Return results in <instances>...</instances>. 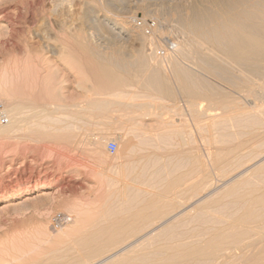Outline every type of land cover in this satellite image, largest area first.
Returning a JSON list of instances; mask_svg holds the SVG:
<instances>
[{
  "label": "bare ground",
  "instance_id": "obj_1",
  "mask_svg": "<svg viewBox=\"0 0 264 264\" xmlns=\"http://www.w3.org/2000/svg\"><path fill=\"white\" fill-rule=\"evenodd\" d=\"M10 1L0 0V46L17 32L12 17L15 6L3 7ZM73 1L55 0L46 10L29 37L31 45L37 44L36 52L29 53L22 63L16 57L4 68L1 65L0 94L9 122L0 125V137L71 142L75 117L91 122L94 115L122 107L128 117L115 122H129L132 133L128 140H120L123 144H134L138 132H154L151 135L166 140L176 138L172 140L176 148L167 152L173 159L172 167L160 168L163 177L150 176L154 183L160 182L157 178H166L165 185L150 184L155 187L151 193L126 182L129 175L131 181H143L147 173L144 166L135 174V160L133 166L120 168L114 181L123 184L122 197L106 202L107 196L106 211L95 216L98 223L91 230L93 237L80 239L85 253L92 256L114 245V240L105 236L163 219L169 208L188 205L182 200L191 194L182 196L183 192L195 194L208 183L212 187L213 173L228 176L229 171L247 165L245 171L251 176L246 173L245 178L242 173L244 177L235 179L234 175L224 191L201 195L188 209L160 221V226L138 244L118 249L101 263L264 264V157L254 162L264 152V0H78L82 6L76 11ZM16 75L25 80H17ZM26 78H37L36 83L32 81V85L28 82L33 79ZM71 78L84 95H66L70 89L66 82L72 83ZM22 80L32 85L27 88L31 89L27 95L30 92L32 96L22 94ZM105 94L128 100L109 99ZM151 137L148 134L149 144L154 139ZM146 140L143 136L136 141ZM198 143L204 149L195 146ZM139 157L160 156L150 153ZM184 159L189 161L188 169H184ZM251 160L254 166L245 163ZM211 162L215 167H209ZM193 174L206 181L187 184ZM105 177L101 175L102 180L111 181L110 175L109 180ZM33 186L42 192L54 189L51 182ZM169 193L173 200L168 199ZM189 210H196L195 216ZM192 217L201 229L193 235L178 232L177 228ZM59 230L52 229L53 233ZM181 235L185 238L178 237ZM250 236L253 239L247 240ZM186 237L196 238L188 241ZM62 257L64 262L68 256Z\"/></svg>",
  "mask_w": 264,
  "mask_h": 264
},
{
  "label": "rangeland",
  "instance_id": "obj_2",
  "mask_svg": "<svg viewBox=\"0 0 264 264\" xmlns=\"http://www.w3.org/2000/svg\"><path fill=\"white\" fill-rule=\"evenodd\" d=\"M11 1L7 4H4L3 7H5L6 5V7L15 6V9H13L14 11H12V13L14 14L12 15V17L17 32L14 34V36H12L13 38L10 36L11 41L0 46V66L3 65V68L5 64L13 63V59L15 60L16 57L18 61L20 60V63L24 62L29 53H34L38 50V48L36 47L37 44L31 45V39H29V37L32 36V31L37 28L46 10L51 7L55 0H20L21 2L19 0ZM74 5H77L74 7L75 11L79 10L82 6V2H78V0H76L74 2ZM15 10L17 12H15ZM1 69L2 66L0 67V70ZM16 76L13 78V80L17 77L19 78V75L17 77ZM21 78L17 80L20 81ZM22 79L25 80V78ZM30 79L33 78H29V80ZM34 79L30 80V82L28 83H31L32 81L33 84L34 81L36 83V80ZM71 79L70 80L73 84L70 83V81L66 82V86H70V89L68 90L70 92L67 91L66 95H72L73 97L84 95V91L75 85L77 84L75 83V78ZM10 80L12 81L11 83L14 86L12 78ZM19 81L17 83H19ZM21 83L23 85L21 89H24L21 90L23 92L22 94H24V96L26 95L25 97H27L28 95L32 96L30 92L27 95V92L31 91V89L28 90L27 88H31L33 84L31 83L32 85H27V81L23 80ZM19 88L20 87L17 88V92L21 93V91H18ZM105 96H107L109 99H117L121 101L128 100L126 97L124 99L123 97H116L115 94H105ZM127 117L128 116H125V111L122 107H116L113 112L107 114L94 115L91 117V122H87L86 120L80 121L78 117H75V120L77 121L75 122L74 120V124L76 125V127H74L76 135L74 134L71 142L62 141L52 143V141H44L43 139L37 140L35 138H32L30 140V138H25L23 136L11 138L0 137V264L5 260L8 261L4 262L3 264H37V262H39L38 264H40V262L42 263L43 261L44 263L42 264H56V262L57 264H61V262L63 264L67 262H69L67 264H78V260L81 261V263L79 262V264H86L88 262L89 264H99L105 257H108L112 253H115L116 251H118V249H127V247H130L131 245L138 244L141 239H144L142 238L144 237V235L160 226V221H165L170 216L179 213L181 209H188L190 205L194 204L197 198H199L201 195L210 192L211 194L209 195L213 196L214 194H216V192H222L224 191L223 188L226 189L233 177L236 176L235 179L240 178V176L244 177L247 173L245 171V169H248L247 165V168L244 167L243 169V166H245L243 165L242 168L240 166V169H237V171L236 169L229 171L228 176L227 173L223 174L225 177H221L222 174L217 175L216 173V175H214L215 173H213V178L211 177V180L212 182H215L213 183V185L216 184V187L213 185L211 187L210 183H208L207 185L204 184L195 194L189 191L185 193L183 192L181 194L182 196H189L191 194L189 198L182 200L185 201L186 204H188L187 206H185L186 208L171 207L164 213L165 216L162 217L163 219H158L156 220V222L153 220V222L145 224L141 229H134L129 232L123 231L121 232L122 234L119 233L120 235L117 234L116 236L115 234L111 236H105L106 238L109 237L113 239L114 245L110 246L111 248H106V251H103L102 253L94 256H92L91 254L89 255L88 252V256L86 254L87 251L86 253L84 251L86 249H84L85 247L82 246L81 241L84 237L86 238V236H89L87 237L88 239L93 237V232L91 230H94V227L98 223V219L95 220V216H100L106 211L104 202L107 200V196H109V198L106 202H109L110 200V202H116L119 201L120 197H122V191L120 190V188L123 184H118V182L114 181L118 176L119 170H121L120 168H128L129 166H131L129 164H132L133 166L135 162H132V160H135L137 161L135 164L137 168V170L134 171L135 174L144 166L146 169L145 172L147 173L141 179L143 181H148L147 183H143V181L140 180L131 181V175L126 178V182L130 183V187L132 188H143L147 192L151 193L155 190V187L151 186L150 184H156L162 187L165 185L166 178H157L158 180H160V182L154 183L153 181H150V176L163 177L162 174L159 173L160 168L164 167L163 165H169L170 167H172L171 164L173 163V159L169 155V153L167 154V152L169 150H172L173 148H176L174 146L177 144L175 143V141H172L176 138L166 140L163 138L161 139L156 134L151 135L154 132H151V134L150 132H147L144 135L142 134V132H138L137 135L139 136L137 138L134 137L135 139H133L134 144H123L120 140H128L132 134L130 131V123L125 120L123 122L115 121L121 118L126 119ZM88 123L91 124L89 125ZM148 134L149 136H152L151 138H154L152 144H149L151 142L150 139V142L148 143ZM105 135L107 138H103V136L105 137ZM143 136L146 137V142L138 143V140H140ZM111 141L116 142L118 145L115 153H110L109 151V143ZM199 143L198 145L195 144V146H201V144L199 145ZM201 147L202 149H204L203 146ZM188 148L189 146H186L187 150ZM262 150L264 151V148ZM150 153H157L160 157L156 159H143L139 157L142 154ZM259 154L260 156H258L257 158L255 157L256 159L252 156L255 159H253L254 162L264 160V152L261 151ZM252 157L249 159H252ZM261 158L263 159L260 160ZM186 159L188 160V158ZM186 159H184V169L189 168V161H187ZM249 161H245V163L248 162L246 164L250 166L253 165L254 162H252L251 160L250 163ZM166 162L170 163L168 164ZM209 167H215L214 163L211 162L209 164ZM233 171H235V173ZM242 173L244 174V176ZM248 173V176H246H251V174L249 175ZM115 174L117 175L115 176ZM101 175H106L108 177L110 175L111 179L110 177L109 179L112 182L109 181L111 182L109 183L104 179L102 180ZM97 176L99 177L100 181ZM246 176L245 178H247ZM108 177H105V179H107ZM220 177L223 180H220ZM198 181L205 182L206 179L202 178L198 174H193L188 177L187 184L196 183ZM37 182H51L54 185V189H51L50 191L46 190L45 192H42L40 189H34L33 185ZM108 183L113 184L109 186ZM99 184L102 187L99 186ZM106 186L108 187V190ZM205 186H210V189L207 187L209 191L205 188ZM48 192L50 193L47 194ZM103 194H105L106 197ZM204 196H206V194ZM173 198L174 196L172 195V193H169L168 199L173 200ZM59 211L70 213L73 216V220L71 223L67 224L65 227L56 232V234L55 232L53 233L50 225L52 216ZM195 211L189 210L188 213H191L193 216L195 214ZM91 216L94 219H92ZM190 221L193 222V224L190 223ZM184 223V226H179L177 228L178 232L181 230L180 232L182 234L186 232L189 233V231L192 235L196 234L202 227L195 223L194 217L188 219ZM77 224H79L80 226H78ZM87 229L89 230V232ZM178 237L185 238L184 235ZM192 238L194 239L196 237H186V240L190 241ZM198 238H203V235ZM251 238L253 239V237L250 236L247 238V240ZM80 239L82 240L80 241ZM54 240L57 243H55ZM58 242L59 244L61 243V246H59ZM54 243L58 244V246ZM33 247L36 248L34 249ZM55 250L59 252L57 253ZM60 252L64 253L62 254ZM31 253L33 254V256ZM38 254H40V256H38ZM65 254L68 257H66ZM34 255L38 257L36 258ZM59 255L61 258H64L62 257L63 255L67 258H65V260L63 259L65 263L60 257H58ZM77 255H82L80 256L82 259L80 257L77 258ZM73 258L75 259L72 260ZM20 259L21 263L19 261ZM53 259L55 261H53ZM45 260L48 262L50 260V262L45 263ZM190 264L209 263H206L204 261H197ZM222 264H226V262H222Z\"/></svg>",
  "mask_w": 264,
  "mask_h": 264
},
{
  "label": "built area",
  "instance_id": "obj_3",
  "mask_svg": "<svg viewBox=\"0 0 264 264\" xmlns=\"http://www.w3.org/2000/svg\"><path fill=\"white\" fill-rule=\"evenodd\" d=\"M9 122V113L7 111L5 102L0 94V125L7 124ZM117 143L111 141L109 143V151L110 153H115L117 150ZM73 220V216L64 211L56 212L51 218V229L57 231L67 224L71 223Z\"/></svg>",
  "mask_w": 264,
  "mask_h": 264
}]
</instances>
